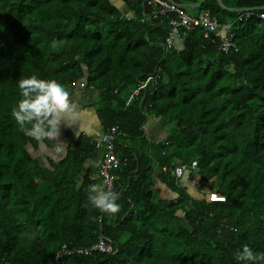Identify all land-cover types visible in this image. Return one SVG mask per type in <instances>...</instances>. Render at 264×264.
Wrapping results in <instances>:
<instances>
[{
	"label": "trees",
	"instance_id": "trees-1",
	"mask_svg": "<svg viewBox=\"0 0 264 264\" xmlns=\"http://www.w3.org/2000/svg\"><path fill=\"white\" fill-rule=\"evenodd\" d=\"M122 1L129 14L109 0H0V264H56L60 246L88 248L99 237L113 254L64 264H236L242 244L264 252V22L238 20L205 0L187 11L232 23L233 48L220 52L217 36L204 39L200 28L165 48L174 15L153 19L142 0ZM221 3L264 7V0ZM156 71L155 83L125 105ZM31 75L99 92V121L104 130L118 128L113 152L121 164L111 171L118 213L88 201L94 181L85 164L96 155L89 138L53 161L41 154L50 143L19 131L11 115L16 82ZM150 118L158 143L142 129ZM178 166L195 181L198 199L169 173ZM159 181L174 199H159ZM209 194L224 201L208 202Z\"/></svg>",
	"mask_w": 264,
	"mask_h": 264
},
{
	"label": "clouds",
	"instance_id": "clouds-1",
	"mask_svg": "<svg viewBox=\"0 0 264 264\" xmlns=\"http://www.w3.org/2000/svg\"><path fill=\"white\" fill-rule=\"evenodd\" d=\"M19 100L11 115L25 137L38 143H50L55 149L64 143L59 140L60 127L78 124L83 109L78 108L66 85L53 79L27 76L16 82ZM71 119L72 123H67ZM78 128V127H77ZM87 198L96 209L107 214L120 210V193L102 184L88 185ZM236 264H264V252H254L242 244L233 254Z\"/></svg>",
	"mask_w": 264,
	"mask_h": 264
},
{
	"label": "built area",
	"instance_id": "built-area-1",
	"mask_svg": "<svg viewBox=\"0 0 264 264\" xmlns=\"http://www.w3.org/2000/svg\"><path fill=\"white\" fill-rule=\"evenodd\" d=\"M149 8L150 14L153 19H159L169 14L174 16L168 20L169 22V34L165 40V48L171 47L176 40L181 41V32H192L195 28H200L203 31V38L210 39L211 35L217 36V48L222 53H228L233 48L232 37V23L221 24L217 19L211 17L206 12H200L197 14L189 13L187 10H182L181 7L169 3L167 0H142ZM241 20L242 16L245 18L254 15L258 20L264 22V11L257 13L243 12L238 13ZM212 42H214L212 40ZM158 71L156 73L147 76V78L140 82L135 89L128 95L125 105L134 102L140 92L146 90V88L155 83L158 79ZM146 133V128H142ZM118 133L117 126H111L103 132L98 140L91 141L94 152L100 154V162L97 168V175L101 180L102 185L106 188L114 190V177L111 171L117 169L121 162L114 154V141ZM195 163L192 164L194 167ZM162 171H165L163 168ZM174 178H181L184 173V167L178 166L169 172ZM216 196V199L212 197ZM208 202H220L224 201V197L216 194H209L205 196ZM101 212V211H100ZM103 213V212H101ZM113 246L110 241L99 237L98 241L88 248H73L69 249L67 245H62L54 253L52 261L56 264H64V260L70 256H88L92 253L101 254H113Z\"/></svg>",
	"mask_w": 264,
	"mask_h": 264
},
{
	"label": "crops",
	"instance_id": "crops-1",
	"mask_svg": "<svg viewBox=\"0 0 264 264\" xmlns=\"http://www.w3.org/2000/svg\"><path fill=\"white\" fill-rule=\"evenodd\" d=\"M109 1L120 12L129 14V11L122 0ZM68 89L72 99L76 102L78 108L83 109V111L80 113V117L77 121L78 124H74L72 126H64L63 124L61 125L59 140L64 143L63 145L49 150L42 148L44 158L46 157L53 161L61 160L65 155L66 147L72 146V144L80 136H86L91 141H95L98 140L105 131L95 111L96 105L99 100V92L92 88H87L84 82L74 83L68 86ZM66 122L72 123L71 119H67ZM153 124L154 123L152 118L146 121L144 126L146 128L145 134H149L151 140L155 143H158L160 142V140H162V134L160 132H157V129L154 128ZM99 162L100 154L96 153L94 158L87 161V163L85 164V170L89 172V178L94 181V183L102 184L97 175ZM181 185L183 188L187 189L191 197L195 199H198L200 197L195 190V181H191L187 171L183 173ZM154 191L157 193L159 199L163 200H171L176 196L171 188L160 181L156 182Z\"/></svg>",
	"mask_w": 264,
	"mask_h": 264
},
{
	"label": "water",
	"instance_id": "water-1",
	"mask_svg": "<svg viewBox=\"0 0 264 264\" xmlns=\"http://www.w3.org/2000/svg\"><path fill=\"white\" fill-rule=\"evenodd\" d=\"M169 3L174 4L171 0H167ZM205 0H199V2L195 3V4H191V5H187L184 7H181L182 10H190V11H195L197 9L200 8L201 4L204 2ZM217 5L219 6V8H221L222 10H226L229 13H243V12H251V11H264V7H260V8H241V9H236V8H225L222 6L221 0H216Z\"/></svg>",
	"mask_w": 264,
	"mask_h": 264
},
{
	"label": "snow or ice",
	"instance_id": "snow-or-ice-1",
	"mask_svg": "<svg viewBox=\"0 0 264 264\" xmlns=\"http://www.w3.org/2000/svg\"><path fill=\"white\" fill-rule=\"evenodd\" d=\"M212 198H213V199H216L217 197H216V196H213Z\"/></svg>",
	"mask_w": 264,
	"mask_h": 264
},
{
	"label": "rangeland",
	"instance_id": "rangeland-1",
	"mask_svg": "<svg viewBox=\"0 0 264 264\" xmlns=\"http://www.w3.org/2000/svg\"><path fill=\"white\" fill-rule=\"evenodd\" d=\"M41 154H42V150H41Z\"/></svg>",
	"mask_w": 264,
	"mask_h": 264
}]
</instances>
